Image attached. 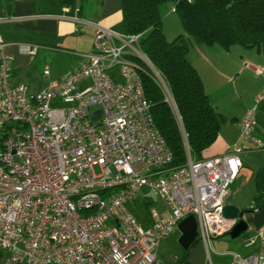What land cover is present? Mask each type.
Returning <instances> with one entry per match:
<instances>
[{
	"label": "built area",
	"instance_id": "obj_1",
	"mask_svg": "<svg viewBox=\"0 0 264 264\" xmlns=\"http://www.w3.org/2000/svg\"><path fill=\"white\" fill-rule=\"evenodd\" d=\"M140 36L96 25L81 61L30 92L25 83H12L0 35V264H159L162 239L186 215H195L196 236L207 250L236 223L237 216L223 215V205L242 166L239 153L250 147L236 144L167 166L172 152L134 59L151 66ZM25 48L34 53L36 45ZM114 67L119 78L110 73ZM262 101L264 84L239 120L238 139L252 147H264L253 134ZM143 184L165 202L145 222L129 206ZM256 236L258 250L231 252L230 264H264V226Z\"/></svg>",
	"mask_w": 264,
	"mask_h": 264
},
{
	"label": "crops",
	"instance_id": "obj_2",
	"mask_svg": "<svg viewBox=\"0 0 264 264\" xmlns=\"http://www.w3.org/2000/svg\"><path fill=\"white\" fill-rule=\"evenodd\" d=\"M75 6L79 7L77 19L73 18ZM96 25L119 31L122 27L119 0H75L72 4L58 0H0V35L3 51L10 55L12 83L23 82L28 91L36 92L51 79L72 69L81 61L82 53L92 48ZM26 45H36L35 52L29 53ZM263 53L254 46L232 44L225 49L217 43H204L203 79L202 70L197 60L189 58L188 49L187 57L197 68L209 100L221 116L218 134L204 149L205 156L231 150L236 144L249 146L247 150L254 148L246 143L249 140L238 139V127L240 118L254 104L255 96L264 84ZM248 66L260 68L262 77L253 84L250 98L244 101L243 95L250 90L246 81ZM45 68L49 69L47 74L43 72ZM258 108L264 110V102ZM261 156L256 166L251 156H240L242 166L230 184L226 198V203L243 210L247 228L236 237H227L228 233L214 237L215 244L220 247L215 250V263L209 250L199 243L201 252L204 246L213 264H230L231 252L248 255L259 248L256 232L264 226V202L255 206L253 197L257 193L256 173L264 166V149ZM244 192L251 202L245 207L236 202ZM249 235L253 240L245 242L244 237Z\"/></svg>",
	"mask_w": 264,
	"mask_h": 264
},
{
	"label": "trees",
	"instance_id": "obj_3",
	"mask_svg": "<svg viewBox=\"0 0 264 264\" xmlns=\"http://www.w3.org/2000/svg\"><path fill=\"white\" fill-rule=\"evenodd\" d=\"M58 1L72 4L75 0ZM167 1L173 2L172 7L187 35L178 32L169 39L165 36L161 27V7ZM119 2L124 32H141L140 46L151 64L134 57L151 114L172 152L167 166L177 167L188 158L205 157L203 151L215 140L221 116L211 104L197 68L187 57L188 35L198 43H217L225 49L241 44L264 52V0ZM159 77L173 104L165 98ZM256 185L253 199L254 205L259 206L264 202V166L256 173Z\"/></svg>",
	"mask_w": 264,
	"mask_h": 264
},
{
	"label": "rangeland",
	"instance_id": "obj_4",
	"mask_svg": "<svg viewBox=\"0 0 264 264\" xmlns=\"http://www.w3.org/2000/svg\"><path fill=\"white\" fill-rule=\"evenodd\" d=\"M173 2L167 1L162 4L161 10L163 13L162 17V30L165 36L169 39L173 37L178 32H183L187 35L184 31L180 18L177 12L172 8ZM118 33L123 34L124 30L123 27L118 28ZM188 49H189V58L191 60H197L198 66H200V70H202V75L204 79V43L196 42L192 36L188 35ZM264 55V53L262 54ZM264 57V56H263ZM249 67V66H248ZM250 70L246 71V81L250 84V90L248 91L247 95H243L244 101L250 98L251 96V89L253 84L259 79H261L262 74L260 72H256L254 68L249 67ZM110 73L115 77L118 76V68L114 67ZM256 77V79H255ZM119 78V77H117ZM88 78H84L80 85H84ZM246 82V83H247ZM254 84V85H256ZM256 116V123L254 124L253 134L256 137H259L264 141V110L258 108L255 112ZM247 144H251L250 142H246ZM253 146V145H251ZM264 148L262 147H254L251 150H246L241 152V158H244V155L251 156L254 159V165L256 166L257 162L261 159V152ZM245 153V154H244ZM148 202V204H146ZM236 202L245 207L248 204H251L248 195L246 192L240 195V197L236 200ZM250 202V203H249ZM133 209L135 215L143 222L145 220L150 221L151 218L149 216V212L152 210L162 211L165 209V202L159 195L157 189L152 185L143 184L141 185L137 191L135 192L133 201L129 204ZM180 235V230L178 227H174L171 232L165 236L159 246L158 250V259L159 264H210V259L207 255L206 249L203 246V251L199 248V243L194 241L189 249L185 252L184 248L178 242V237ZM227 237H230L229 234H226ZM236 237V236H235ZM212 238L211 246L209 247V254L211 260L215 263L216 261V253L215 250H218L220 247L217 246Z\"/></svg>",
	"mask_w": 264,
	"mask_h": 264
},
{
	"label": "water",
	"instance_id": "obj_5",
	"mask_svg": "<svg viewBox=\"0 0 264 264\" xmlns=\"http://www.w3.org/2000/svg\"><path fill=\"white\" fill-rule=\"evenodd\" d=\"M243 210L232 203H225L223 205V215L226 217H236L237 221L229 230L228 234L231 237L238 236L242 231L247 228V222L242 217ZM180 230V235L178 237V242L183 248H188L191 243L196 239L197 235V221L193 213H190L183 217L177 224Z\"/></svg>",
	"mask_w": 264,
	"mask_h": 264
}]
</instances>
